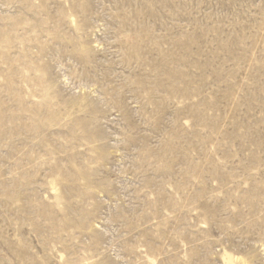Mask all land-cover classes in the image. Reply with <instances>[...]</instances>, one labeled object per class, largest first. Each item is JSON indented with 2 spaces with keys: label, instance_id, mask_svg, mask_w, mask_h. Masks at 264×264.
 Instances as JSON below:
<instances>
[{
  "label": "rangeland",
  "instance_id": "obj_1",
  "mask_svg": "<svg viewBox=\"0 0 264 264\" xmlns=\"http://www.w3.org/2000/svg\"><path fill=\"white\" fill-rule=\"evenodd\" d=\"M0 264H264V0H0Z\"/></svg>",
  "mask_w": 264,
  "mask_h": 264
},
{
  "label": "bare ground",
  "instance_id": "obj_2",
  "mask_svg": "<svg viewBox=\"0 0 264 264\" xmlns=\"http://www.w3.org/2000/svg\"><path fill=\"white\" fill-rule=\"evenodd\" d=\"M226 260V259H225Z\"/></svg>",
  "mask_w": 264,
  "mask_h": 264
}]
</instances>
